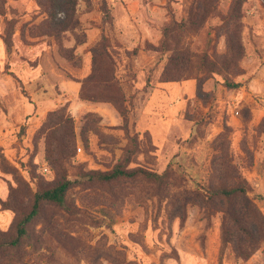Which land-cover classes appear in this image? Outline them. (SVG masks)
<instances>
[{
	"label": "rangeland",
	"instance_id": "1",
	"mask_svg": "<svg viewBox=\"0 0 264 264\" xmlns=\"http://www.w3.org/2000/svg\"><path fill=\"white\" fill-rule=\"evenodd\" d=\"M73 2L0 6V200L19 191L18 211L0 206V230L37 191L78 179L70 211L45 204L0 264H264V239L248 260L225 242L226 200L206 194L239 183L264 216V0ZM232 6L243 54L225 67ZM165 69L177 83L159 82ZM106 72L128 99L129 136L111 103L84 97L102 98ZM52 131L75 141L63 167L48 158ZM134 141L128 167L164 183L85 175L113 169Z\"/></svg>",
	"mask_w": 264,
	"mask_h": 264
},
{
	"label": "trees",
	"instance_id": "2",
	"mask_svg": "<svg viewBox=\"0 0 264 264\" xmlns=\"http://www.w3.org/2000/svg\"><path fill=\"white\" fill-rule=\"evenodd\" d=\"M1 3L2 0H0V6H3ZM49 3L52 4L53 0H49ZM70 5L72 11L75 2L72 0ZM238 20L239 8L238 6H232L229 18L227 17L225 20L227 51L222 57V62L225 64V67L236 62L243 54V46L238 31ZM161 43L163 47H168V42H166V40ZM102 44L99 57L101 56L109 59L110 52L108 48L104 46L105 44ZM208 65H210V68H208ZM202 66L211 72L216 69V65L211 64L207 59L203 60ZM166 70L167 69L162 72L159 82L162 84L177 83L178 80L172 75H169L168 70ZM105 75L106 76L101 80L105 85V89L101 91L102 98H96L97 96H91V98H87V96L84 97L91 101L100 100L111 103L121 117L122 130L129 136L130 123L132 120L127 106L128 99L124 96L122 89L115 85L113 75L110 72H106ZM228 86L231 88H237L240 84L237 83ZM134 124L135 123H133V126ZM48 138L55 141L54 150L48 151L49 160L57 167H63L66 164L67 159L71 157L70 148L75 144L73 136H70L68 140H65L63 136L52 131L49 133ZM137 147V143L134 141L133 146L126 151L122 161L116 164L113 169L105 172L90 171L85 175L92 180L102 183H111L120 179H132L138 176L158 184L164 183L166 180L165 174H159L144 167H128L130 159L133 153L137 150ZM77 182L78 179H70L63 175L53 186L37 191L33 196L29 211L22 213L21 216L15 219L7 231L0 230V255L5 251L18 253L23 238L28 235V225L42 213L45 204H52L63 210L70 211L67 192L71 186ZM18 194L19 191L17 189H11L9 192V198L5 201L0 200V206L2 209L18 211ZM206 194L211 198L218 196L226 200V218L222 225L223 238L226 243L232 244L234 252L238 257L248 260L259 249V243L264 239V216L256 213L257 209L255 205L247 197V189L245 186L238 183L232 187L221 186L214 188L211 191H207ZM238 197H242L244 201V203L238 205L239 208L236 206L237 203L235 201ZM252 213L255 214L253 217L251 216Z\"/></svg>",
	"mask_w": 264,
	"mask_h": 264
},
{
	"label": "built area",
	"instance_id": "3",
	"mask_svg": "<svg viewBox=\"0 0 264 264\" xmlns=\"http://www.w3.org/2000/svg\"><path fill=\"white\" fill-rule=\"evenodd\" d=\"M236 109H237V108H236ZM233 114H234L235 116H238V115H239V110L237 109ZM81 150H82V149L79 147V148H78V151L81 152ZM44 170H45V171H48V168L46 167V168H44Z\"/></svg>",
	"mask_w": 264,
	"mask_h": 264
}]
</instances>
